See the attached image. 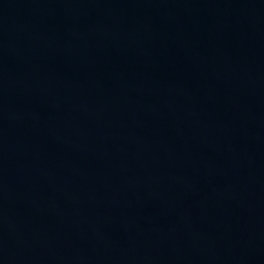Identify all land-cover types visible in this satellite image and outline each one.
I'll return each mask as SVG.
<instances>
[{"label": "water", "instance_id": "water-1", "mask_svg": "<svg viewBox=\"0 0 264 264\" xmlns=\"http://www.w3.org/2000/svg\"><path fill=\"white\" fill-rule=\"evenodd\" d=\"M0 264H264V0H0Z\"/></svg>", "mask_w": 264, "mask_h": 264}]
</instances>
